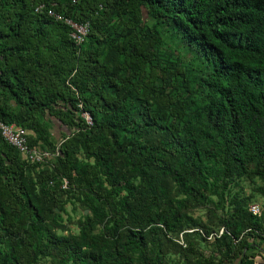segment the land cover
<instances>
[{"label": "trees", "instance_id": "16d2710c", "mask_svg": "<svg viewBox=\"0 0 264 264\" xmlns=\"http://www.w3.org/2000/svg\"><path fill=\"white\" fill-rule=\"evenodd\" d=\"M0 120V264H253L264 0H0Z\"/></svg>", "mask_w": 264, "mask_h": 264}, {"label": "built area", "instance_id": "2783aa9c", "mask_svg": "<svg viewBox=\"0 0 264 264\" xmlns=\"http://www.w3.org/2000/svg\"><path fill=\"white\" fill-rule=\"evenodd\" d=\"M44 4L40 5V8H43ZM51 15H54L57 18H61L60 15L55 14L53 11H50ZM63 18V17H62ZM67 25L71 29V37L78 43L81 44L85 41L86 37L90 32V24L88 22H78L70 18L64 19ZM89 123H92L91 117L86 116ZM0 130L4 138L17 147L21 154L28 158L32 163L34 162H43L50 154L46 151H43L35 146H30L27 140V130L22 126L16 124H7L0 120ZM249 210L255 216H261L264 208L261 203L254 202L250 204ZM222 232V231H221Z\"/></svg>", "mask_w": 264, "mask_h": 264}, {"label": "crops", "instance_id": "0c3cea01", "mask_svg": "<svg viewBox=\"0 0 264 264\" xmlns=\"http://www.w3.org/2000/svg\"><path fill=\"white\" fill-rule=\"evenodd\" d=\"M257 242L261 243L259 248H253L249 250V253L253 256L251 260L253 264H264V241L257 239Z\"/></svg>", "mask_w": 264, "mask_h": 264}, {"label": "rangeland", "instance_id": "374dc122", "mask_svg": "<svg viewBox=\"0 0 264 264\" xmlns=\"http://www.w3.org/2000/svg\"><path fill=\"white\" fill-rule=\"evenodd\" d=\"M53 131H54V133H55V135H56V137L57 138H61V136H62V131H64L62 128L60 129V127L58 126V124L56 125V127H54L53 128ZM256 201H258L259 203H261V204H263V206H264V199H262L261 197H259V198H257V200ZM71 207L69 206V209H70ZM86 212V211H85ZM88 213V212H87ZM80 215H81V210L79 209V211L77 212V213H75L74 214V216H75V219L77 220L79 217H80ZM75 228V227H74Z\"/></svg>", "mask_w": 264, "mask_h": 264}, {"label": "water", "instance_id": "95a60500", "mask_svg": "<svg viewBox=\"0 0 264 264\" xmlns=\"http://www.w3.org/2000/svg\"><path fill=\"white\" fill-rule=\"evenodd\" d=\"M88 212V210H86V213Z\"/></svg>", "mask_w": 264, "mask_h": 264}]
</instances>
